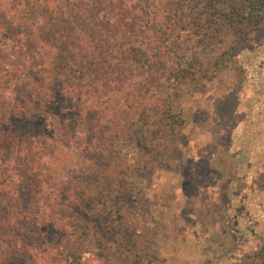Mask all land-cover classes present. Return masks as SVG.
I'll list each match as a JSON object with an SVG mask.
<instances>
[{"label":"rangeland","instance_id":"1","mask_svg":"<svg viewBox=\"0 0 264 264\" xmlns=\"http://www.w3.org/2000/svg\"><path fill=\"white\" fill-rule=\"evenodd\" d=\"M208 10L0 0V264H264V23Z\"/></svg>","mask_w":264,"mask_h":264},{"label":"trees","instance_id":"2","mask_svg":"<svg viewBox=\"0 0 264 264\" xmlns=\"http://www.w3.org/2000/svg\"><path fill=\"white\" fill-rule=\"evenodd\" d=\"M200 3L206 9H209L206 15L200 16L199 19L200 22L207 23L211 30L213 29L211 35L216 30H220L221 27L232 28L240 33L243 27L249 26L253 29L264 23V0H200ZM113 22L101 21L98 23V28H103L104 24H108L115 29L118 28V26L115 27V22ZM110 60L122 61L118 57H112V59L109 57ZM108 74H110L108 76H112L110 72ZM103 75L106 74L103 73ZM125 107V110L129 107L127 102ZM161 111L166 131L172 134L182 126V114L171 102L164 103Z\"/></svg>","mask_w":264,"mask_h":264}]
</instances>
